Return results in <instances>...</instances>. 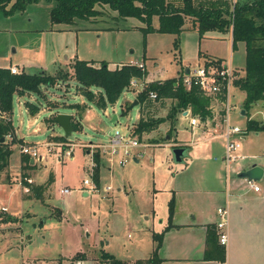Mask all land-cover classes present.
<instances>
[{
  "label": "rangeland",
  "instance_id": "rangeland-1",
  "mask_svg": "<svg viewBox=\"0 0 264 264\" xmlns=\"http://www.w3.org/2000/svg\"><path fill=\"white\" fill-rule=\"evenodd\" d=\"M48 8L50 5L42 2L29 6L26 14L16 12L13 16L0 15V62L24 67L28 73L40 71L41 67L38 66L47 67V70L41 71L55 76L67 73L65 78L56 79L53 85H42L41 93L25 92L13 98V128L4 136L12 152L8 164L0 169V199L6 200L7 205H4L8 209L0 211V239L8 238L18 244L20 238L21 241L28 237L30 240L22 247L17 245L0 249V264H30L26 262L31 259H38L35 264H74L65 257L56 261H51L49 257L57 254V251L59 254H67L76 244L87 246L96 240L100 243L99 239H94L97 234H102L106 241L110 240L104 246L107 253L120 259L135 257L130 246L137 237V228L144 223L149 227L153 225L151 217L147 222L145 213L169 206L171 196L163 195H170L171 191L160 188L169 185V189H173L200 175L201 167L198 166V160H193V150L192 154H184L180 161H176L172 147L166 144L168 141L175 142V145L184 144L185 141L176 137V126L179 137L184 135L190 139L191 132L183 127L184 122L179 120L181 112L178 111L173 118L159 123L156 131L144 133V138L156 145L144 147L145 152L137 157L138 162L130 157L122 167L118 163L121 154L114 155L107 164L102 162L99 165V181L96 182L91 168L94 164L92 151L97 149L101 159L106 161L107 157L96 145L98 142L106 143L115 130L127 136L130 135L128 131L135 135L132 125L139 119L136 116L139 106L133 105V102L144 84L137 79V84L126 87L135 90H126L115 103H108L106 109H102L77 92L78 83L74 79L73 68L66 66L67 62L70 59L74 61V57L105 60L109 67L115 68L130 60L144 61L150 72L159 69L162 70V76L168 78L177 76L179 71L180 74L183 72L179 55L189 67L202 64L203 56L199 55L201 49L231 61L235 75L239 76L243 75L240 69L246 65V44L238 42L234 47L231 34L228 33L226 40L203 38L199 46V34L191 29L179 34L178 47H175L174 33L145 32L141 28L144 22L139 18L119 17L112 11L110 15L96 21L78 20L82 26L89 23L96 27L94 29H100L98 33L87 29L60 31L55 30V26L65 25L52 23ZM102 9L104 14H108L105 7ZM156 23L157 18L153 19V25ZM210 60L214 59L209 56L206 61ZM216 61L224 63L221 58H216ZM235 87L231 94V104L234 105L231 110L232 123L246 128L251 114V118L263 123L264 102L258 101L249 110L250 115L244 116L240 110L241 106L244 107L245 94ZM92 89L97 90L95 87ZM25 100L40 103L35 122L30 123L32 118L25 110ZM52 102L56 103L54 109H50ZM71 103H87L89 106L86 104L87 108L79 111L68 107ZM171 103L172 100L167 99L164 105H153L147 113L157 117L165 116ZM224 107V103H214L213 100L209 104V108L216 112ZM47 109L53 110L49 118L58 112L70 111L79 122L78 128L73 129L65 140L75 143L69 158L53 153L54 149L52 152L45 149L44 142L54 140L55 135H63L57 122L53 124L51 120L47 121L50 115ZM126 109L128 112L124 113ZM172 121L174 129H171ZM248 131L247 138L242 141L241 151L255 156L247 157L242 164L256 162L264 166V128ZM28 144L38 145L43 159H33L31 162L32 157L20 150L22 145ZM195 146L197 152L203 153L199 150L200 145ZM219 153V148L205 153L208 155L207 162L213 163L215 154ZM50 176H53L51 183ZM85 178L91 183L84 184ZM260 181L264 183V177ZM92 184H96L99 189L92 190ZM108 185L111 189L106 192L104 188ZM62 187L70 188V192L61 193ZM118 187L122 190H118ZM85 190L88 191L87 195L83 193ZM22 191L23 197L32 199L22 198ZM92 252L99 256L101 250L92 249ZM147 252L146 249L144 255H149ZM74 256L72 260H80V256L84 255Z\"/></svg>",
  "mask_w": 264,
  "mask_h": 264
},
{
  "label": "trees",
  "instance_id": "trees-1",
  "mask_svg": "<svg viewBox=\"0 0 264 264\" xmlns=\"http://www.w3.org/2000/svg\"><path fill=\"white\" fill-rule=\"evenodd\" d=\"M42 2L50 5L48 8L50 21L54 24L83 28L86 25L82 26L83 24H79L78 20L96 21L101 19L99 17L110 15L112 11L119 17L139 18L144 22L141 28L145 32L174 33L176 35L173 40L175 47H178L179 34L185 29L184 25L190 18L192 22L190 26L198 32L199 38L208 30L222 32L231 30L234 47L238 45V42L246 44L245 72L243 75L236 76L234 80V84L246 92L243 102L246 113L250 115L251 107L258 101H264V0H236L235 2L234 0H0V15L11 16L16 12H24L29 6ZM103 7L108 10V14L103 15ZM155 16L158 18L156 27L153 25ZM218 61L214 59L205 62L207 67L210 64L221 67L222 63ZM71 66L74 79L78 83L77 92L102 109H106L108 103H115L118 100L123 90L130 85L131 79L144 78L148 73L145 67L129 61L111 68L105 60L77 58L71 63ZM183 74L184 70L179 76L145 81L143 88L136 95L140 104V118L133 127L134 134L141 137L142 133L156 129L164 119L173 118L178 111L181 112L187 108L190 109L192 115L196 114L201 118H206L211 115L209 108L211 100L215 98L221 102L226 100L223 92L208 95L197 85H192L190 89H187L182 80ZM65 75L67 76V73L55 76L46 73V71L28 73L24 70L12 73L9 67L0 66V169L8 164L12 152V148L4 136L10 133L13 128L11 117L14 110V96L25 92L41 93L42 85H53L56 79L65 78ZM92 87L97 90H93ZM150 91L156 93L155 98L149 96ZM166 99H171L172 103L165 116L157 117L147 113L153 105L157 107L164 105ZM158 102L159 104L156 105ZM25 107L30 115H34L39 111L40 103L25 100ZM54 107H56V103H50V109H54ZM68 107L84 111L87 105L86 103L83 105L71 103ZM127 111L126 109L123 112L127 113ZM71 118L74 129L78 128L79 122L74 114ZM46 119L47 121L51 120L53 124L56 122L55 115ZM261 128H264V122L260 123L255 118H248L247 130ZM171 129H174L173 121ZM54 137L62 140L67 139L63 135ZM30 159L28 157V161ZM93 159V176L98 182L101 157L97 149L93 151ZM52 180L53 176H50L49 182L51 183ZM174 203L173 197H171L169 218L172 215ZM161 235L162 233L152 234L155 245L150 256L144 259L125 261L106 251L100 252L99 256L107 264H161L162 258L158 255V249L162 242ZM214 249L217 253L216 258L221 260L226 258L223 245H215ZM76 254L83 255L82 252ZM208 257L207 252L206 258Z\"/></svg>",
  "mask_w": 264,
  "mask_h": 264
},
{
  "label": "crops",
  "instance_id": "crops-1",
  "mask_svg": "<svg viewBox=\"0 0 264 264\" xmlns=\"http://www.w3.org/2000/svg\"><path fill=\"white\" fill-rule=\"evenodd\" d=\"M235 1L236 0H234V2ZM27 10L28 8L24 12L19 13L21 15L26 14ZM155 18H157V16H155ZM191 24L192 22L190 18L186 21L184 25L185 29L183 31L191 29L195 30L190 26ZM156 25H154V27H156ZM93 27V25H86L81 29L80 27L77 28L76 26L65 25L61 27L55 26V30L69 31L87 29L97 33L101 31L100 29L96 30L94 29L96 27ZM228 33H230L232 37L231 30L226 32L208 30L201 38H198V45L200 46L201 40L203 38L208 37H213L219 40H226V34ZM199 53V55L203 56L202 64H206L205 61L207 58H209V56L210 59L221 58L224 63L228 62L225 57L215 53H211L210 51L207 52L200 49ZM74 59H77V57H74ZM72 62L73 60L70 59L67 62L66 66L72 68L70 66V63ZM129 62L136 63L137 61L130 60ZM139 62H142L144 64V67L147 69L144 61ZM179 62L182 64L181 68L184 70V73L186 72V68L189 69L193 67L187 66V62L182 61L180 55ZM11 65H14L24 70V67H19L11 63L6 65L0 62V66L9 67ZM38 67H41V70H47V67L45 66ZM240 70L242 74H244L245 68H242ZM180 73L181 72L179 71L177 76H179ZM153 76H156L155 79L165 78L162 76V70L157 69V71L155 72H150L148 70L147 75L144 78H140L138 80H141L143 84H145V81L153 79ZM135 82L136 84L138 83L137 79H135ZM237 88L238 90H241L239 87ZM131 89L135 90L134 88H126L123 90V92ZM243 92L246 95V92ZM134 99L137 100L135 97ZM213 102H219V104L223 103L216 98L213 100ZM87 105L89 106V104ZM136 105L139 106V112L136 113V116L137 118H140V104L138 103V100ZM243 108L244 107L241 106L240 111L241 114L245 116L247 113L246 110L243 113ZM252 108H254V105L252 106ZM25 110L27 111L26 107ZM47 110L50 112V115L48 116L50 117L51 114H53V110ZM63 112H68L70 114L72 113L70 111ZM38 113L39 112H37L36 115H30L28 113L32 118V121L30 123L35 122L37 120L36 118ZM222 113L223 109L220 112H216L210 109L211 115L207 116L206 118H201L199 115L195 114L196 116H198L199 121L196 124L192 125L190 123V117L194 114H191L189 108L181 111V117L179 120L184 122L183 127L186 128L189 132H191V137L190 139L184 135L182 137H179L177 133V126L176 128L174 127L176 137L181 141H185L184 144L179 145H183L186 147V155H190V153L192 154L193 150V160H198V166L201 167L200 175L197 179H195L194 177L189 182L184 183L182 186L177 185V187H174L173 189H169V185L160 188L162 190L171 191L170 195H163V197H173V200L175 202L174 208L172 209L171 217L169 218V206L165 208L162 207L160 210L153 209L151 212H148V214L145 213L144 216L147 222L151 217V219L153 220V225L152 227H149L147 223H144L142 227L137 228V237L130 246V248H132L135 254V257H127V259L123 260L135 261L137 259H144L146 257H149L155 245V240L152 237V234L162 233V242L158 249V255H160V257L162 258L161 264H264V183L258 180V182L262 185V190L254 191L249 186H247V183H245L244 178L238 176V172L240 171L239 168L242 166L243 169L241 170H244L248 167L247 165H249L250 163H248L247 165H243V161L233 162L231 163V167L228 172L227 166L223 160V156L226 150V138L224 135L225 131ZM220 115L221 120H219ZM252 115L253 114L250 115V118L253 117ZM136 123L137 122H135L132 127H134ZM157 129L158 127L147 133L149 134L151 132L156 131ZM248 133L249 131L247 130L244 140L247 138ZM142 134V137H144V133ZM166 136L167 138L169 137V135ZM166 144H168L170 147H173L175 145V142L168 141L166 142ZM195 145H200L199 150H202L204 154L201 152H197L198 149ZM216 148H219L221 153L215 154L213 163L209 164L207 162L208 155H206L205 153L209 152L211 149ZM241 153L245 155L248 154L251 157L255 156L254 154H249L248 152L244 153L241 151ZM134 160L135 162H138L139 159L137 157H134ZM108 161V158L106 159V161L101 159L100 164L102 162H104V164H107ZM125 163L121 166H125ZM118 190H122V188L118 187ZM23 191L20 193L21 195L23 194ZM87 192L88 191L85 190L83 192L84 195H87ZM22 198L31 197H23L22 195ZM4 204H6V200L0 199V206H4ZM48 206L50 207V204H48ZM219 206L228 207L230 218L229 242L227 245H223L226 251V258L224 260L215 257L217 256V253L214 249L215 245L222 246L219 241L218 229L216 227V222L218 220L217 211ZM96 238L99 239L100 243H98L96 240L87 246L83 245V243L76 244L74 245L71 252L67 254H59V252L57 251V254H53L49 258L51 261H56L61 260L65 257L68 259V261L70 260L74 264H107L103 261L102 257L97 256V253H91V250L93 249L95 251H99L100 249L101 252L105 251V243L109 244L110 240L106 241L102 234L95 235L94 239ZM29 240V237L26 240L22 241L20 238L18 240V244L14 242L12 243V241H9L8 238H3L0 239V249L5 250L17 245L22 247L24 243ZM146 249L149 255H144ZM77 252H82L84 256H80L82 257L80 260H72L71 258H74V255ZM207 252L210 258H206ZM94 257H96L97 259H93ZM92 260L97 261L93 262ZM37 261L38 259H31L28 260L26 263L35 264Z\"/></svg>",
  "mask_w": 264,
  "mask_h": 264
},
{
  "label": "built area",
  "instance_id": "built-area-1",
  "mask_svg": "<svg viewBox=\"0 0 264 264\" xmlns=\"http://www.w3.org/2000/svg\"><path fill=\"white\" fill-rule=\"evenodd\" d=\"M136 64L144 67L142 62ZM12 73H18L20 68L11 65L9 66ZM235 68L232 62L222 63L221 67L215 64H210L208 67L206 64L196 65L192 68H189L187 72H185L182 76V80L187 89H190L192 85H197L204 93L217 94L223 92L226 100L223 101L225 107L223 108V123H224V135L226 138L225 144V154L223 156L224 163L227 166L228 172L230 170V165L233 162H241L247 157H250L248 154H242V141L247 133V127L244 128L238 124L232 123V114L231 110H233L234 105L231 104V94L232 90L235 86ZM130 84L135 85V79L130 80ZM149 96L152 98L156 97V93L154 91L149 92ZM198 122V117L193 115L190 117V123L196 124ZM130 135L122 134L120 131L115 130L114 135L110 136L106 143L98 142L96 145L100 147V152L105 154L108 160H112L114 155L121 154V157L118 161L120 165H124L125 162L131 157H140L144 154V147L150 145H156V143H149L146 138L137 136V134L133 135L130 131H128ZM90 142L89 144H92ZM45 145V149L47 152L58 153V155L65 156L69 158L72 156V147L75 144L74 142H65V140L54 138L52 141H46L43 143ZM95 145V144H94ZM136 149V150H134ZM22 153H26L32 157V159H43V154L39 152L38 145L36 144H28L22 145L20 148ZM93 152V151H92ZM94 165V164H93ZM241 166V165H240ZM93 169V167L91 166ZM243 169L242 166L239 168ZM93 174V170H92ZM229 175V174H228ZM245 183L254 191H261L262 185L255 180L254 178H244ZM31 181V179H28ZM84 184H90L91 181L87 178L83 180ZM92 190H98L99 188L96 184H92ZM111 187L105 186L104 190L108 191ZM61 193L70 192V188L62 187L60 189ZM7 210V207L0 206V211ZM218 220L216 222V227L218 229L219 241L222 245H227L229 242V209L226 206L218 207Z\"/></svg>",
  "mask_w": 264,
  "mask_h": 264
},
{
  "label": "water",
  "instance_id": "water-1",
  "mask_svg": "<svg viewBox=\"0 0 264 264\" xmlns=\"http://www.w3.org/2000/svg\"><path fill=\"white\" fill-rule=\"evenodd\" d=\"M188 71V68H186V72ZM137 104V100L133 102V105ZM245 111V108H243V113ZM72 113L68 112H58L55 114L56 122L63 130V136L69 137L72 130L74 129V126L71 122ZM114 119H116V115L113 116ZM174 158L177 161H180L185 153H187L186 147L183 145H176L172 147ZM33 161V159H31ZM248 167L244 170H240L238 172V176L242 178H254L255 180H261L264 176V166L259 165L256 162L250 163L247 165Z\"/></svg>",
  "mask_w": 264,
  "mask_h": 264
}]
</instances>
